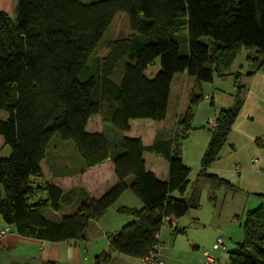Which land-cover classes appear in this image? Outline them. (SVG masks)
I'll use <instances>...</instances> for the list:
<instances>
[{
  "label": "trees",
  "instance_id": "trees-1",
  "mask_svg": "<svg viewBox=\"0 0 264 264\" xmlns=\"http://www.w3.org/2000/svg\"><path fill=\"white\" fill-rule=\"evenodd\" d=\"M16 9L15 22L0 12V111L9 116L0 120V137L11 149L6 158L0 150V219L22 238L80 243L90 223L130 191L144 208L119 211L135 221L110 245L120 255L146 258L162 245L163 219L180 220L192 208L174 196L184 197L190 185L180 150L166 156L168 181L148 172L144 160L154 130L166 120L172 81L187 75L211 83L243 49L255 51L247 58L251 69L264 70V0H17ZM119 15L127 18L130 35L107 43L105 57H93ZM201 98L192 99L181 124L184 137ZM95 116L117 133L113 140L87 131ZM241 120L242 111L220 112L199 181L230 186L209 170ZM56 139L75 143L82 173L111 159L118 180L100 200L87 198L63 218L57 213L78 204L86 191L65 193L44 183L41 165ZM244 233L243 244L229 253L230 264H264L263 205L248 213Z\"/></svg>",
  "mask_w": 264,
  "mask_h": 264
},
{
  "label": "crops",
  "instance_id": "crops-1",
  "mask_svg": "<svg viewBox=\"0 0 264 264\" xmlns=\"http://www.w3.org/2000/svg\"><path fill=\"white\" fill-rule=\"evenodd\" d=\"M16 6L17 0H0V12L9 16L13 22L17 19ZM179 38H181L186 54L188 51L186 32H183ZM246 51H249L248 56L255 55L254 50L246 49ZM247 58L242 71H232L233 64L223 76L218 73L214 74L211 83H198L196 79L187 75L174 77L166 120L154 130L153 149L144 154L148 172L155 174L162 181H168L169 163L166 156L172 155L175 150L179 149L181 159L184 165L191 170V174L193 168L200 173L203 158L213 139V132L208 126L215 124L220 112L225 110L242 111V120L230 136L228 143L232 155H242V160L252 158L251 162L257 158L258 164L252 162L255 171L264 169V70H252ZM248 71L252 72V75L250 72L247 75L244 74ZM198 95L202 98L193 111L189 124L190 129L184 137L181 135V124L187 118L192 99ZM94 118L90 119L87 131L92 134H102L100 130L90 129ZM57 159L58 155L52 157L53 168L47 175L43 167L47 158L43 161L41 167L44 183L60 187L65 193L78 189L86 191V195L78 198V204L57 213L59 217L75 215L80 209V204L87 198L98 201L118 184L111 159L84 173H82V161L80 160L79 175L69 172L66 165L62 166V172L57 171L59 167H56L60 165L56 162ZM242 164L248 165V161H242ZM215 170L220 172L217 168H211L209 172ZM174 196L184 198L178 194ZM143 208L144 205L134 194L130 191L126 192L103 218L90 223L86 239L80 243H49L22 238L17 234L12 236L13 233L5 237L0 236L3 239L2 242L0 241V264H45L48 261L57 264H140V259L114 252L111 249L110 239L127 224L135 221L129 216L121 215L119 213L121 209L142 210ZM0 223L5 225L1 219ZM176 224L179 228L177 221ZM5 228L1 226L0 230ZM172 231L171 229L170 235L166 237V242L160 235L162 244L160 260L163 264L206 263L207 253L201 254L191 241L186 243L181 235L185 232ZM17 252H20V255ZM105 256L110 257L107 262L104 261Z\"/></svg>",
  "mask_w": 264,
  "mask_h": 264
},
{
  "label": "rangeland",
  "instance_id": "rangeland-1",
  "mask_svg": "<svg viewBox=\"0 0 264 264\" xmlns=\"http://www.w3.org/2000/svg\"><path fill=\"white\" fill-rule=\"evenodd\" d=\"M129 35L128 20L124 15H119L93 57H105L108 53L107 43L126 38ZM248 54L249 51L246 49L240 52L232 71H242ZM249 72L244 74L247 75ZM120 75L121 69L116 71L114 80L118 82ZM8 117L7 113L0 111L1 121H7ZM208 127L212 129L210 126ZM90 129L100 130L109 140H113L117 136L110 126L103 123L100 116H95L90 124ZM0 150L3 158L11 156V149L4 146L1 137ZM54 155H58L56 162L60 164L56 167H59L57 171L62 172V166L66 165L69 172L80 174V157L76 151L75 143L63 142L59 139L53 141L47 161L43 166L46 175L53 168L52 157ZM251 159L242 160V155H232L228 145L224 148L221 159L212 166V168L219 169L220 172L215 170L209 173L229 182L230 186H217L210 180L199 181L200 173L196 168H193V173L190 175V185L184 199L191 204L192 208L181 221H176L179 229L185 230V234H181L185 242H193L197 251L214 257L216 264H230L229 251H237L238 246L244 242V225L248 213L264 206V174L255 171ZM242 161H248V165L242 164ZM211 195H214L215 202L210 200ZM1 226L7 227L0 223ZM171 229L164 228L162 230L163 241L166 242V237L170 235ZM12 233V236H16L14 229ZM218 238H224L226 246L219 251H214L213 247ZM0 241L2 242L3 239L1 238ZM34 252H36V248H34ZM17 254L20 255V252Z\"/></svg>",
  "mask_w": 264,
  "mask_h": 264
},
{
  "label": "built area",
  "instance_id": "built-area-1",
  "mask_svg": "<svg viewBox=\"0 0 264 264\" xmlns=\"http://www.w3.org/2000/svg\"><path fill=\"white\" fill-rule=\"evenodd\" d=\"M214 125L215 124H210V127L213 128ZM252 162L253 164H258L259 160L256 158ZM162 227L163 229L164 228L175 229L177 228V224H176V221L173 220L172 218L166 217L163 219ZM10 233H11L10 228H5L0 231L1 237L8 236ZM225 243H226V240L224 238H218L217 242L214 245L213 250L214 251L221 250L222 248H224ZM160 250H161V247H156L154 250L150 252V254L146 258L140 260V264H163L160 260ZM205 264H216V261L211 255H208Z\"/></svg>",
  "mask_w": 264,
  "mask_h": 264
},
{
  "label": "water",
  "instance_id": "water-1",
  "mask_svg": "<svg viewBox=\"0 0 264 264\" xmlns=\"http://www.w3.org/2000/svg\"><path fill=\"white\" fill-rule=\"evenodd\" d=\"M250 75H252V72H250Z\"/></svg>",
  "mask_w": 264,
  "mask_h": 264
}]
</instances>
